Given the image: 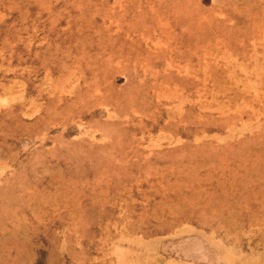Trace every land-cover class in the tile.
I'll return each mask as SVG.
<instances>
[{"label": "rangeland", "instance_id": "obj_1", "mask_svg": "<svg viewBox=\"0 0 264 264\" xmlns=\"http://www.w3.org/2000/svg\"><path fill=\"white\" fill-rule=\"evenodd\" d=\"M0 264H264V0H0Z\"/></svg>", "mask_w": 264, "mask_h": 264}]
</instances>
